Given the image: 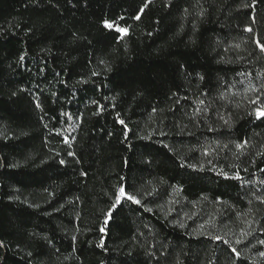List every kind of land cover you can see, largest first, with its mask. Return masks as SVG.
Listing matches in <instances>:
<instances>
[{
    "label": "trees",
    "instance_id": "1",
    "mask_svg": "<svg viewBox=\"0 0 264 264\" xmlns=\"http://www.w3.org/2000/svg\"><path fill=\"white\" fill-rule=\"evenodd\" d=\"M259 112L264 0H0V264H264Z\"/></svg>",
    "mask_w": 264,
    "mask_h": 264
},
{
    "label": "snow or ice",
    "instance_id": "2",
    "mask_svg": "<svg viewBox=\"0 0 264 264\" xmlns=\"http://www.w3.org/2000/svg\"><path fill=\"white\" fill-rule=\"evenodd\" d=\"M110 26V25H109ZM121 31H124V30H121ZM258 115H264V112H259L258 113ZM121 123H123V121H121ZM61 163H63V161H61ZM121 194L123 195L124 193H123V189H121ZM129 199H134L133 197H131V196H129L128 197ZM137 203L139 202V201H136ZM262 243H264V242H262Z\"/></svg>",
    "mask_w": 264,
    "mask_h": 264
}]
</instances>
